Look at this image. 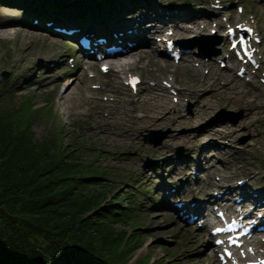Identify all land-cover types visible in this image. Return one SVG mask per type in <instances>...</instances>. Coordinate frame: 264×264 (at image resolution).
I'll return each instance as SVG.
<instances>
[{"label": "rangeland", "instance_id": "obj_1", "mask_svg": "<svg viewBox=\"0 0 264 264\" xmlns=\"http://www.w3.org/2000/svg\"><path fill=\"white\" fill-rule=\"evenodd\" d=\"M124 4L125 10L113 12L118 15L113 20L102 22L92 17L89 30L95 26L106 30L109 25H120L122 20L126 23L141 14L147 16L142 28L156 20L155 26L162 24L169 29L175 25L168 20H175L183 31L195 20L202 21L200 13L214 21L205 29L201 27L197 35L184 30L181 39L185 49L178 61L166 52L160 40L163 29L146 30L145 39L150 38L152 45L145 47L158 61L148 67L139 64L132 70L142 73L139 86L132 89L125 83L124 74L119 78L112 68L101 71L103 62L96 61L95 52L80 46L78 37L82 32L75 20L78 12L70 14L76 18L65 24L72 28L75 21L78 31L72 34L79 35L75 39L55 30L65 25L52 17L42 21L41 13L36 12L39 8L30 18L20 0H0V18L20 19L25 22L22 26L35 33L32 37L21 33L0 35V120L2 115L17 114L18 120L33 125L37 139L56 138L68 146L85 147L68 158L78 155L76 158L82 162L93 161L95 168H106L108 175L97 177L96 182L101 183L87 189L91 192L103 185L100 196L121 199L119 208L123 210L128 197L136 206L124 216L117 215L123 219L111 222L129 239L121 247L127 264H219L207 236L209 228L197 218L188 222L194 212L181 219L183 211L170 210V202L179 200L169 196L168 190L176 193L179 189L203 199L207 193L222 194L216 187L219 180L237 183L251 177L259 188H264V0H148V8L143 6L134 13L128 12L137 4H130V0ZM244 21L255 30L252 39L256 64L238 59L229 49V39L223 41L219 34ZM118 32L98 35L115 40ZM206 32L213 36L208 37ZM24 48L32 49V54L21 60ZM86 62L93 65L86 68ZM67 75L76 77L69 89L78 90L70 111L58 104L54 89L57 78ZM230 76L239 81L238 87L227 83ZM146 88L150 91L143 93ZM154 101L168 105L158 113L162 121L133 129L135 117H130V109L137 104L133 113L141 116L150 113ZM14 119V123H20ZM50 145L52 153L58 151L52 140ZM97 149L100 152L95 156L104 155L94 161L92 151ZM64 151L68 152L67 148ZM231 197L238 198L236 194ZM213 203L212 209L219 201ZM122 250L115 248L118 253ZM122 259L116 261L123 264Z\"/></svg>", "mask_w": 264, "mask_h": 264}, {"label": "trees", "instance_id": "obj_2", "mask_svg": "<svg viewBox=\"0 0 264 264\" xmlns=\"http://www.w3.org/2000/svg\"><path fill=\"white\" fill-rule=\"evenodd\" d=\"M20 1L30 18L38 12L42 21L78 12L82 30L92 28V17L113 20L118 16L113 12L119 14L127 6L125 0ZM147 1L130 0V4L146 7ZM14 118L18 120L17 114L2 115L0 120V264H119L120 258L127 264L121 247L129 239L111 222L136 207L132 199L128 197L123 210L121 199L100 196L103 185L89 192L90 185L101 183L97 177L109 172L95 168L93 161L82 162L78 155L68 158L85 147L68 146L56 138L37 139L33 125L21 119L14 123ZM51 140L57 152L52 153ZM96 152L100 150L92 151L94 161L104 155L95 156Z\"/></svg>", "mask_w": 264, "mask_h": 264}, {"label": "bare ground", "instance_id": "obj_3", "mask_svg": "<svg viewBox=\"0 0 264 264\" xmlns=\"http://www.w3.org/2000/svg\"><path fill=\"white\" fill-rule=\"evenodd\" d=\"M42 7V6H41ZM143 8V5H141L140 9ZM148 8V7H145ZM41 9V8H40ZM44 9H42L43 11ZM139 8H134L129 10L128 13H134L138 11ZM95 13V12H94ZM101 12H98L100 14ZM198 15V14H197ZM202 15V21L199 22V20H195L194 24H188L184 30H191L193 32V35H197L201 33V27L203 29L207 28V26L212 24V21L214 19H211L212 17L208 15ZM96 16V14H95ZM206 16V17H203ZM72 19H67L71 18ZM147 16L144 14H141L139 16H136L134 19H126L127 22L125 23L123 20L122 22L117 24H112L107 26V29H103L102 27L95 26L93 32L94 35H98L100 32H116L118 30V36L115 38V40H122L123 41V46L126 48V53L118 55L117 57H114V59H110V66L112 69L115 71L116 77H121L123 78L122 74L126 76V79L129 76V73L133 69H137L139 67V64H145L144 66H151L154 62H157L158 60L156 58H153L150 51L148 50V47H145L146 44H151L152 40L145 39V33L146 30H150V27H153V31H158L160 29H163V32H165V37L168 38H173L176 41V45H182L183 40L181 37L184 36V30L182 31L178 25V22L175 20H168L175 25L174 27L167 28L166 26L162 24H158L155 26L156 23H154L156 20H153V22H150V25L147 27L144 26L142 28L143 23L145 24L146 22L144 19H146ZM73 18H76L73 15H70L69 17H66L63 19L62 17H59L55 19L56 22H61L62 25L67 24L66 20H74ZM100 20H104L107 18L104 17H97ZM54 19V18H53ZM76 20V19H75ZM139 21L142 23L139 24ZM74 22H72V28L73 29H78L76 24L74 25ZM104 22V21H102ZM240 22V21H238ZM203 23V24H202ZM224 23V22H223ZM22 24H25V22L21 21L20 19H5V18H0V35L8 37L10 36V33H13L17 35L18 33H21L23 35H30V37L35 36L33 31L30 29L25 28L22 26ZM78 24V22H77ZM166 24V23H165ZM247 24V23H246ZM224 25V24H223ZM222 26V24H221ZM29 28V27H28ZM131 29L130 32L128 30ZM208 37L213 36L211 32H206ZM222 35L223 41L228 39L229 33H219ZM37 35V34H36ZM154 37V35H152ZM108 38V37H107ZM144 38V39H143ZM109 40V38H108ZM112 40V39H111ZM133 41L132 45L126 44L127 41ZM161 40L164 41V39L161 38ZM54 41H57L54 39ZM103 42H98L97 40H94L93 44L91 47H95L99 49L101 46H103ZM152 45V44H151ZM32 54V49L30 48H24L23 53L21 54V60L24 58H30L29 56ZM221 54V53H219ZM224 56V53L223 55ZM23 57V58H22ZM47 57V56H46ZM220 57V55H219ZM201 64H205L204 61H200ZM86 68H89L93 64L86 62ZM85 72V71H84ZM139 76L142 77V73H138ZM63 79V80H62ZM76 77L74 75H67L63 76L61 79L57 78V82L54 84V89H56V98L57 102L59 105H63V109L70 111V107L72 106V100L76 97V94L78 90L76 88L74 89H69L70 86L74 83ZM63 83V85H61ZM227 83L231 87H238L239 86V81L234 79L233 76H230L229 79L227 80ZM173 86V85H171ZM150 89L146 88L144 92H149ZM155 98V97H154ZM137 98L133 99V102ZM99 102V101H98ZM168 105L164 102L160 101H154L153 106L150 107V113L142 114L141 116H135L134 111L138 107L137 104H134V107L130 109V117H135L133 120V123L131 125L133 129L138 128L139 126H142L144 123L147 124L149 123H156L157 121H162L161 119L158 118V113L162 111L164 108H166ZM147 114L152 115L151 119L148 118ZM217 188H219V191L222 193L221 198H218L215 195L212 194H206L205 198H198L197 195L189 193V195L184 194V192L181 190H177L176 193H172L168 190L169 196H176L177 200L182 202L180 205H177V203L170 202L169 209L176 212L180 213L183 211L184 214L189 213V212H194L196 213L199 218L202 220L203 226L206 228H209V218L211 217L210 212L212 213V216H215L216 218L212 221H218V218L216 214L213 215V209L211 207V203L214 201H219L218 204V210H223L224 214L227 215H232L234 214L237 210L243 211L246 210L248 213V217L246 218V221L248 220H255L258 224L262 221H264V188H259L255 181L251 178H249L247 181H244L243 184L237 182V183H229L228 180H219V183L216 185ZM173 191V190H172ZM236 194L237 197H240V201H236V199H233L231 196ZM182 196V197H181ZM190 196V197H189ZM178 202V201H177ZM213 204H216V203ZM238 206L240 209H238ZM181 219L182 216H180ZM208 239L212 241V250L215 252V254L218 251H223L222 246L220 245H215L214 244V236L210 232L207 234ZM260 258H264V232L263 231H255L251 237H243L241 239V245L234 251V254L232 256V259L236 260H241L243 259L244 261L247 260H257ZM217 263L219 264H224L219 257L216 254V259ZM264 264V263H260Z\"/></svg>", "mask_w": 264, "mask_h": 264}, {"label": "snow or ice", "instance_id": "obj_4", "mask_svg": "<svg viewBox=\"0 0 264 264\" xmlns=\"http://www.w3.org/2000/svg\"><path fill=\"white\" fill-rule=\"evenodd\" d=\"M250 31V30H249ZM233 47H235V44L233 45Z\"/></svg>", "mask_w": 264, "mask_h": 264}]
</instances>
